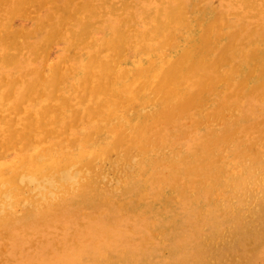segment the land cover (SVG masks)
Segmentation results:
<instances>
[{
  "label": "bare ground",
  "instance_id": "obj_1",
  "mask_svg": "<svg viewBox=\"0 0 264 264\" xmlns=\"http://www.w3.org/2000/svg\"><path fill=\"white\" fill-rule=\"evenodd\" d=\"M8 1L10 2L11 0H7V2H5V0H4L3 4H4V2L7 4ZM28 1L30 2V0H18L16 2L14 0L12 2V4H8L7 7L5 4L4 7H5V9L7 8L8 12H9L8 14L10 16L11 15L17 16V14H19V16L21 15V17H23V16L26 17L25 14L27 12L30 13V8H28L27 5L35 6L34 8H36L37 6L39 7L40 5L42 7H44L43 6L44 2H46L48 0H45L44 2H42V0H32L31 3H29ZM50 1H53V0H49V2H46V3H50ZM101 1H104V0H101ZM0 2H2V1H0ZM156 2H159V1H156ZM201 2H202V0H201ZM82 3H80L79 9H85L86 8L87 9L86 11H88V9L93 8V6L91 8H89L90 6H88V2L87 3L85 2L86 6H84V8L83 7L81 8V6L83 5ZM91 3H94V2L92 1ZM100 3H102V2H100ZM110 3H112V2H110ZM114 3L110 5V4H108V2H105V3L103 2L104 5L105 4L107 6L110 5V9L107 11V14H108L109 18L114 20V22L111 24V26H109L110 31L103 30L104 26H103L102 22H100V21L94 23V25L93 24L91 25V22H87L88 18H86L87 19L86 20V19H84L85 16H84V18L82 16L81 12L83 10L74 9V11H72L71 9H69L72 7L70 5H74L72 0H71V2H69V5H68L69 7H67V8L63 7L65 9L71 10L72 12L70 13L69 10H67L68 11L67 12L65 9L62 10L61 9L62 6H60L61 4L59 5V3H58L59 9L64 11L65 14L67 12L68 16L65 17V16H63L64 13H62L61 16L63 18V21L61 20L62 18H60V20H58L60 22L57 25H55L51 31L47 30L49 32L45 35H42L40 40H38L34 44H31L30 42H28V43H30L29 46H24V43H25L24 40H26L25 38L28 36L27 35L28 30L21 29V28L20 29H13V26H11L12 25L11 23H13V20L15 17H12L13 20L12 19L7 20V21H9V23L7 25H5L6 26V30H5L6 34L1 32V27H0V39H1V36L3 34L6 35V36L3 35L4 37L2 36L3 42L0 41V66L6 68V70H8L7 76H5L3 78L0 77V92H1L0 99L3 101V102H1V104L6 108L7 111H11V112H14L15 114H17L16 119L15 118L14 119H10V118L6 119L7 117L4 116L0 110V121L3 123V125L5 126V129H6L5 134L2 135V138L0 140V144L2 146V151H0V161H7V160L11 159L16 153L28 150L32 146V144H34V143H37V142L50 143L53 138L58 139L66 133H69V132L71 133L73 130L81 129L82 125L84 127L97 125L98 129H97V133L94 135V140H95V142H101V141L105 140V138H106V136H105L103 139H101V136L107 135V133L109 131H111L113 129V126L115 125L120 130L116 133V135L112 139L111 146H110L109 150L107 151V153L104 155V157L102 159H99V160L114 162V164L116 166L114 168L121 170L123 168L128 167L127 165L118 164V161H120L121 158H127L128 160H130L133 156L139 157V160H140V165L138 166L139 167L138 168L139 180L136 183H131L130 186H128L125 189L126 190V192H125L126 197L128 195H130V192H133V191L135 192L137 187L141 186V185L142 186L144 185L143 187L142 186L141 187H142V191L144 193H146V196L148 193L149 194H152V193L162 194V190L164 187H166V185H168V184L175 185V183H177V180L178 179L180 180V178L182 179V177L184 175H192L193 173L204 170L205 171V175H204L205 182L208 184L209 183L213 184L209 188L207 187L211 192H214V191L218 192L221 190L224 194H226L225 197H227V198H229V196L231 195L232 198L235 196V197H241V198H248V199H252L255 201H258L261 199V201H263V199H264V188H261V186H260L261 169L257 168V170H256L260 173L259 175H256L255 174L256 171L253 170V165H256V160H254L255 162L252 160L253 162L248 161V162L242 163L239 165V168H237V170L233 169L230 173L226 172L225 168H220V167L218 168V171L216 174L211 173V170L213 171V168L215 169L217 166V164L214 162L215 161L214 153H215V150L217 149V145L221 142H228V141L231 142V140L233 139V137L231 135H230L229 139L222 138L221 141L216 140L212 144H206L205 143L204 149L202 151L197 152L195 150L194 151L192 150L189 155H187L181 159H179L178 156L173 155L171 157V159L167 160L168 156H165V154H164V150L167 148V143L165 142L166 140L164 138L162 139L161 133H159V130H160L159 127L162 126L163 124H165L166 121H172L173 122L178 118L188 116L190 109L187 108V106L185 108H184V106H180V108H176L175 103L178 102L177 104L179 106L180 105L179 101H184L185 97L188 98L189 96H191L194 99L198 97V95L200 94L198 92H201L202 90L201 91L196 90L198 92H195V91L190 92L188 90V88L195 87V79H197L199 77L202 78L203 76L206 78L208 77V73L210 70L208 69V67L205 66V63H206V65H208V63H209L208 61L210 60L208 57L209 56L208 52L211 49V43L212 44L217 43L218 45L220 44L221 48H219L216 51H221V52L223 50V47H225V44L221 43V41H215V39H212L207 44L205 35H203L201 37V35L193 34L194 30L193 29L190 30V27H192L191 25L194 23V21H192L190 19V17H188L187 14H185L183 12L184 11L183 9L178 10V8H173L176 10H172V7L166 8L164 5V8H162V10H159V9H155L156 4H153V3L148 4L147 3L146 5H144L145 4V1H144L143 2L144 3L143 4L144 9H142L143 7H140L142 10L139 9V11H137V10L134 11V10L130 9L131 8L130 0H115ZM67 4H68V2H67ZM67 4L65 3V6ZM78 4L79 3H77V5ZM162 4H165V3H162ZM182 4H183V2L181 3L180 7H182ZM1 5H0V7L2 8ZM52 5H53V3H52ZM98 5L99 4L94 5V6H96L95 11H102L103 10V12L106 15V12L104 11L105 9L103 8L102 10H99ZM100 5H102V4H100ZM106 5H105V7H106ZM140 5H142V4H140ZM140 5H138V6H140ZM57 6H54V11L56 10L55 8H58ZM87 6H88V8H87ZM102 7H103V5H102ZM108 8H109V6H108ZM132 8H133V6H132ZM27 9H29V10L27 11ZM192 10H193V8H192ZM89 11H91V10H89ZM215 11H217V10H215ZM55 12L57 13L58 11H55ZM91 12H89V13H91ZM93 12H94V10H93ZM103 12H99V13L104 14ZM0 13H2V11ZM33 13H35V12L33 11ZM96 13H98V12H96ZM96 13L94 15L95 17H96ZM5 14H6V12H5ZM31 14L32 13H30L29 16H31ZM50 14H52V12ZM92 14H94V13H92ZM97 15H99V14H97ZM44 16H46V15H44ZM18 17H16V18H18ZM46 17L48 19L50 16L49 17L46 16ZM69 17L76 24L74 26H78L77 30L75 32L71 31L72 29L70 30L68 28H65L66 27L65 25L67 23L66 20H68L67 18H69ZM99 17L103 18V15L99 16ZM141 17H142V19L140 20V24L142 23V28L139 30L144 31V34L142 33V35H144L142 37L143 41L142 42L140 41L141 42V44H140L141 49L136 50V51H132V49L134 47H132L133 45H131V44L132 43L134 44V42L131 41L132 38L130 35H128L127 31L129 29H127V26H129L132 23L135 24L137 19L141 18ZM211 17H213V16H211ZM32 18H34V17H32ZM97 18H98V16H97ZM106 18H107V15H106ZM0 19L2 21V18H0ZM5 19H8V18H5ZM26 19H28V18H26ZM50 19L52 20V17ZM50 19H48V20H50ZM198 20H200V19H198ZM219 20H220V18H219ZM224 20H225V18H224ZM73 22H71V23H73ZM0 23H1V25L3 24L2 22H0ZM47 23H48V21L46 23L44 22V24L41 23V25H39V22H38V24L35 26L36 28L33 29V31H36V32L39 31V33L42 32L41 27H43V25H45ZM227 23H228V21H227ZM68 24H69V22H68ZM48 25H47V27H48ZM51 25H53V24L51 23ZM69 25H71V24H69ZM224 25H226V23ZM243 25H241V26L243 27ZM135 27H133V28L135 29ZM242 27H241V29H242ZM224 28H226V27H224ZM48 29H50V28H48ZM247 29H249V28H247ZM209 30H208V32H209ZM220 31H221V29H220ZM253 31H254V29H253ZM130 33H131V31H130ZM216 33H218V32L216 31ZM226 33H227V31H226ZM211 34H213V33H211ZM30 35H32V34H30ZM93 35H98L97 41L95 43L91 44L88 47L89 49H87V51H85L83 54L75 56V54L72 53L73 50L72 51L69 50L72 53V54L70 53V55L74 54L73 60H72V58L70 59V61L68 60L70 62V64L72 63L71 61H74L70 67H68L66 69H65V67L63 68L61 62H62V60L64 61L65 58H62V60H61L60 57L54 63H52V62H51L52 64L49 63L51 65L45 64L44 60L45 59L47 60V58L49 57V55L47 57V54H49V51L52 50L53 45H55V43L65 42L67 40L68 42L66 41L65 44L69 43L70 48H74L76 50V47L78 48V46H81L82 44L88 42L89 39ZM34 36H36V35H34ZM252 36H253V33H252ZM228 38H230V37H228ZM28 40H29V37H28ZM230 41H232V40H230ZM104 42H106V44H107L106 47H104V49H106L108 47V48H110L108 50L109 52H111L110 50H113L114 52H116L113 56H111V55L110 56H102L101 53L104 54L105 50L103 49L104 51L100 52V50L96 48V46L103 44ZM260 43L264 44V39L259 38V41L256 42V44L259 45ZM231 44H230V46H232ZM218 45H217V47H218ZM233 45H234V43H233ZM235 47H236V45L234 46V48ZM127 50L129 51V53L127 52V54H124ZM199 50H202V51H199ZM228 51H230V49H228ZM228 51L226 54H228ZM199 53H200L201 57H199ZM58 54H60V53H58ZM62 55H63V53H62ZM68 57L70 58L71 56H68ZM253 58H254V54L252 52H245L243 50H239L238 51V57H237V59H235L238 61V63L236 64L235 67L233 66V67L223 68L224 70H223V74L220 76V80L223 82L231 83L234 80L233 78L237 74L241 73V71L249 70L252 66H253V69L256 70L257 66H256V64H253V60H254ZM222 60L223 59H221L220 61L222 62ZM224 60H226V58ZM40 61L41 62L44 61V64L41 66H37L35 68H32L31 70H28L27 74L23 73V75H20V74L16 73L15 71H13V68H12V66L15 64L31 63V65H32V64H34L36 62H40ZM68 61L66 63H68ZM214 61H216V60H214ZM216 65H217V63H216ZM216 65H215V67H216ZM213 66H214V64H213ZM231 66H232V64H231ZM25 67H24V69H26ZM1 70H2V68H1ZM15 70H16V68H15ZM211 70H212V68H211ZM193 71L196 75V78H193V76L190 77V73H192ZM18 72H20V71H18ZM251 74H252V72H251ZM175 76H176V78H174ZM113 77L116 78L115 82H113ZM244 77H245V75H244ZM70 78H71V80L68 81ZM260 78H261L260 87L259 86L257 88L254 87L255 89L252 90V91H256V93L259 90V88H260V90H261V88H264V79H262L263 77H260ZM244 83L247 84V86L250 85L251 78H249V76H248V78L244 79ZM197 84H198V82H197ZM205 84L206 85L204 86V88H205L206 92H210V93H212L214 88H216V86H217V85L213 86L215 84V82L212 78H208V82ZM218 84H220V83H218ZM243 86H244V84H243ZM61 89L64 90L65 92L64 91L61 92ZM216 91H219V90H216ZM252 91H251V93H253ZM196 93H198V94H196ZM156 94L157 95L160 94L161 96L159 95L158 97H162V98L158 99V97H156V99H158V101H156V99H155L153 101L152 105L150 106V109H152V107H154V106L158 107L159 104L162 105V107L157 112L155 111V113H154V111H150L148 113L144 111L145 115L140 116L139 111H140V109L143 110V106H144L143 102L145 101V99H147L149 97L152 98V96L156 95ZM241 94L243 95V93H241ZM228 95H226V96H228ZM249 97H248V99H249ZM262 97L263 96L260 95V98H262ZM202 99H204V98H202ZM251 99H250V102H251ZM194 101L195 100H193V102ZM195 103H196V101H195ZM203 104H204V102H203ZM197 105H199V103ZM117 113L123 114V116L126 118L125 121H120L118 123ZM224 113H226V112H224ZM207 116H205V117L207 118ZM222 120H223V118H222ZM226 120H228V119H226ZM262 120H264V119H262ZM160 121H162L163 124L159 126ZM176 121H178V120H176ZM235 121H236V119H235ZM227 123H229V122L227 121ZM169 124H170V122H169ZM202 124H207V123H202ZM227 125L228 124H226L225 126L227 127ZM250 125H253V124H250ZM15 126H17V127H15ZM200 127H201V125H200ZM220 127H221V125H220ZM224 130L227 131V129H224ZM185 135L186 134H184V136ZM243 138H245V137H243ZM207 141H208V139H207ZM241 145H243V144H241ZM198 146H200V145H198ZM234 151H233V155L235 154ZM244 151H245V149H244ZM242 155H244V154H242ZM188 160H190V161H188ZM93 164H92V168H93ZM203 174L204 173H202V175ZM202 178H203V176H202ZM133 179H134V177H133ZM95 181H96V177L93 178V180L88 184L85 191L88 190L90 192L91 191L96 192L98 189L95 185ZM201 189H203V188H201ZM196 190H198V189H196ZM99 191H101V190L99 189ZM204 192H203V195H204ZM82 194L83 193H81L79 196L82 199H84V202H86L87 199L89 200L90 195L85 194L84 196H82ZM94 195L96 196V193ZM206 195H208V194H206ZM161 196H162L161 198H163V195H161ZM204 196H202V197H204ZM195 197H197V196L194 195V198ZM204 198L206 199L207 197L205 196ZM187 200H188V198H187ZM160 201H161V199H160ZM227 201H231V200L228 199ZM194 202H197L196 198L193 201H191V205H193ZM208 204H210V203H208ZM194 208H195V206H194ZM115 209H113V210L115 211ZM97 210H99V209H97ZM192 210L194 211V209H192ZM192 210H190V211L192 212ZM244 210H245V208H244ZM186 211H183V213ZM179 212L181 213V211H179ZM183 213H182V215H184ZM217 213H219V212L217 211ZM243 213H244V211H243ZM49 215L50 214H48V216ZM58 215H60V214H58ZM173 215H175L176 218H178L181 214L179 215V213L173 212ZM52 216H54V215H52ZM73 217H74V215H73ZM75 219H76V216H75ZM185 220L186 219H184V221ZM223 220H225V219H223ZM52 221H54V220H52ZM235 221H233V222H235ZM101 222H103V221H101ZM142 222H143V220H142ZM187 222L188 221H186V223ZM75 223H77L76 220H75ZM35 224H36V222H35ZM22 225H23V223H22ZM22 225H20V226L22 227ZM38 225H37V227H38ZM40 225H42V224L40 223ZM100 225L102 227V224H100ZM27 226H29V225H27ZM183 226L185 227V225H183ZM183 226H181V227H183ZM24 228H25V226H24ZM38 228L40 229L41 227L39 226ZM43 228H45V227H43ZM48 228H49V226H48ZM55 228H56V226H55ZM105 228H106V226H105ZM110 228H112V227H110ZM167 228H169V227H167ZM13 229L15 232L17 231V230H15L17 228H13ZM67 229H66V231H67ZM92 229H95V228H92ZM200 229H201V227H200ZM228 229H229V226H228ZM11 231H10V233H11ZM174 231H170V232L174 233ZM48 232H49V230H48ZM184 233L185 232H182V234H183L182 236H185V235L188 236L187 234H184ZM23 234L24 233H22V235H20V234L19 235L25 236ZM138 235H140V234H138ZM198 235H200V234H199V232H197V230L195 232L190 233V235L188 236V237H190V240L188 241V243H186V247L184 248L185 250H187V247H190V246L193 247V245L195 243L193 239L195 237H197ZM105 236H106L105 234L101 235V237H105ZM169 236H170V234H169ZM41 238H43V237H41ZM22 239H25V238L23 237ZM184 242H186V241H184ZM162 243H163V247H164V244L167 245L166 241H164ZM145 249H147V243L143 242L141 244V246H139L138 248L136 247L135 250H138V252H139V250H145ZM225 249H226V247H225ZM192 251H194V250H192ZM167 254H169V253H167ZM162 255H164V254H162ZM169 259H170V256H169Z\"/></svg>",
  "mask_w": 264,
  "mask_h": 264
},
{
  "label": "rangeland",
  "instance_id": "obj_2",
  "mask_svg": "<svg viewBox=\"0 0 264 264\" xmlns=\"http://www.w3.org/2000/svg\"><path fill=\"white\" fill-rule=\"evenodd\" d=\"M0 1H2V2H0V5L2 4L1 5L2 8L0 7V12L2 11V13H0V18H2V21L0 19V22L3 23L2 24L3 26L0 23L1 32L6 34V31H5L6 26L5 25H7L9 23V21H7V20H11V19L13 20L12 17H15L13 20V23H11L12 24L11 26H13V29H20L21 28V29L28 30V32H27L28 36L25 38L26 40H24L25 43L23 42L24 46H29L30 43L34 44L35 42L40 40L42 35H45L49 31H51L52 28L60 22L58 20H60V18H62L61 15H62V13H64V11H62V10L65 8H63V7H66V8L69 7L68 6L69 2H71V0H53V1H50V3H46V2H49V0L46 2H44L45 0H42V2H44V4H43L44 7H42L40 5L39 7L37 6L39 8L38 9L37 7L34 8L35 6L27 5L28 8H30V13H32V14H31V16H29L30 13L27 12L25 14L26 17L25 16L21 17V15L19 16V14H17V16H12V15L10 16L8 14L9 12H8L7 8L5 9V7H4L6 4L5 2H7V0H5L4 4H3L4 0H0ZM13 1L14 0H11L10 2L8 1V3L6 4V7L8 4H12ZM16 1H18V0H15V2ZM72 1H73L74 5H70L72 7L69 8L72 11H74V9L78 10L80 8L79 5L82 2H83L82 3L83 5L81 6V8L82 7L84 8V6H86V3L88 2V6H90L89 8H91L92 6H93V8L88 9V11H86L87 10L86 8L85 9H79V10H83L82 12L80 11L82 13L83 18H84V16H85L84 19L88 18V20L87 19L86 20H87V22H91V25L92 24L94 25V23L100 21V22H102V24L104 26V27L102 26L103 30L110 31L109 26H111V24L114 22V20L109 18L107 11L110 9V5L113 4L115 2V0H108V1L107 0H104V1L92 0L94 3H91L92 2L91 0H72ZM109 1L112 3H110ZM142 1L143 2L145 1V4ZM156 1H159V2H156ZM31 2H32V0H30L29 3H31ZM67 2H68V4H67ZM100 2H102V3H100ZM103 2L104 3L108 2V4H110V5H108L109 8L106 4H105L106 5V7H105ZM182 2H183L182 7H180ZM52 3H53V5H52ZM58 3H59V5L61 4L60 6H62V8L61 7L60 8L62 10L59 9ZM65 3L67 4L66 6H65ZM77 3H79V4L77 5ZM147 3L148 4H150V3L156 4L157 8L155 7V9H159V10H162V8H164V5L166 8L172 7V10H176L173 8H178V10L183 9L184 10L183 12L185 14H187V16L190 17V19L192 21H194V23L191 25L192 27H190V30L191 29L194 30L193 34L201 35V37L203 35H205L207 44L212 39H215V41H221V43L225 44V47H223V50L221 52V51H216L219 48H221L220 44L218 45L217 43H215V44L211 43V49L208 52V54H209L208 57L210 60L208 61L209 62L208 65H206V63H205V66L208 67V69L210 70L208 73V77L206 78L203 76L202 78L199 77V78L195 79L194 90H189L190 92H194V91L198 92L199 90L200 91L202 90L201 92H198V93H200L198 95V97L195 99L192 98L191 96H189L188 98L185 97L184 101H179V103H180L179 106L177 104L178 102L175 103L176 108H180V106H184V108H185L187 106V108L190 109L188 116L176 119L178 121H176V120L173 122L172 121H166L165 124L167 126L165 124H163L162 121H160L159 126L162 124L163 125L160 127L158 126L160 128L159 133H161L162 139L164 138L166 140L165 142L167 143V148L164 150L165 156H168L167 160L171 159V157L173 155L178 156L179 159H181V158L189 155L192 150L193 151L195 150L197 152L202 151L204 149L205 143L206 144H212L216 140L221 141L222 138L229 139V137L231 135L233 137L231 142H229V141L228 142H221L217 145V149L215 150V153H214V155H215L214 156V159H215L214 162L217 164V166L215 169L213 168V171L211 170V173L216 174L219 167L225 168V171L230 173L233 169L237 170V168H239L240 164L248 162V161H252V160L253 161L256 160V165H253V170L256 171L257 168L261 169V166L264 165V120H262V119H264V101H263L264 100V98H263L264 97V88H261V90L259 88V90H258L259 92L257 91V93H256V91H252V90L257 88L258 86L260 87V83H261L260 77H263L262 79H264V57H263L264 56V52H263L264 51V44H262V43H260L259 45L256 44V42L259 41V38L264 39V26L262 27L260 24H259L260 25L259 26L258 23H253V25H251L249 27L247 20L244 21L245 23L243 22L239 26H237L236 23L234 21H232V19H230V17H229V13L227 12L228 4L226 2H222V0H206V1L202 0V2H201V0H169V1L168 0H164V1L163 0H148V1L147 0H137V1L136 0H130V5H131L130 9L134 10V11H136V10L139 11V9H141L140 7H143V4L146 5ZM162 3H165V4H162ZM97 4L103 5V7H102V5H100L101 7L98 5V8H99V10H102L103 8L105 9L104 11L106 12L107 18H106L105 13L103 12V10L102 11H95L96 6H94V5H97ZM140 4H142V5H140ZM138 5H140V6H138ZM54 6L58 7V8H55L56 9L55 11H58L57 13L54 11ZM88 6H87V8H88ZM132 6H133V8H132ZM192 8H193V10H192ZM69 9H65V10L67 11ZM142 9H144V7ZM28 10L29 9H27V11ZM71 10H69L70 13L72 12ZM89 10H91L92 12ZM93 10H94V12H93ZM215 10H217V11H215ZM4 11L6 12V14ZM33 11L35 13H33ZM51 12L53 15L50 14ZM67 12H66L67 15L64 13L63 16H65V17L68 16ZM89 12H91V13H89ZM96 12H98V13H96ZM99 12H103L104 14H101ZM92 13H94V14H92ZM95 13H96V17L94 16ZM97 14H99V15H97ZM44 15H46L48 17L50 16L48 19H50L52 17V20L51 19L48 20L47 17ZM102 15H103V18L99 17ZM233 15H235V14H233ZM97 16H98V18H97ZM211 16H213V17H211ZM16 17H18V18H16ZM32 17H34V18H32ZM223 17L225 18V20ZM5 18H8V19H5ZM26 18H28V19H26ZM219 18H220V20H219ZM67 19L69 20L70 17ZM141 19H142V17L138 18L137 21L138 20L139 21L138 22L136 21L135 24L132 23L129 26H127V29H129L127 31L128 35L131 36V38H132L131 41L134 42V44L133 43L131 44V45H133L132 47H134L133 48L134 50L132 49V51H136V50L141 49L140 44L143 41L142 37L144 36V35H142V33L144 34V31L139 30L142 28V23L140 24ZM198 19H200V20H198ZM61 20L63 21V18ZM68 20H66L67 23L65 22L66 23L65 28H68L70 30L72 29L71 31L75 32L77 30L78 26H74L76 24L73 22L72 19H70L69 21ZM47 21H48V23L43 25V27H41L42 32L39 33V31L38 32L33 31V29L36 28L35 26L38 24V22H39V25H41V23L44 24V22L46 23ZM227 21H228V23H227ZM68 22L71 25H69ZM71 22H73V23H71ZM51 23L53 25H51ZM225 23H226V25H224ZM243 24L244 25L246 24V25L244 26ZM47 25H48V27H47ZM241 25H243V27ZM223 26L226 28H224ZM133 27H135V29ZM241 27H242V29H241ZM48 28H50V29H48ZM247 28H249V29H247ZM207 29L209 30V32ZM220 29H221V31H220ZM253 29H254V31H253ZM47 30H49V31H47ZM130 31H131V33H130ZM216 31L218 33H216ZM226 31H227V33H226ZM211 33H213V34H211ZM252 33H253V36H252ZM30 34H32V35H30ZM34 35H36V36H34ZM2 36L0 39L1 42H3ZM4 36H6V35H4ZM28 37H29V40H28ZM228 37H230V38H228ZM97 39H98V35H93L89 39L88 42L82 44L81 46H78V48L76 47V50L74 48H70L69 43L65 44V42L67 40L65 42H57V43H55V45H53V48H52V50L49 51V54H47V57H48V55H49V57L47 58V60L46 59L44 60L45 64L51 65L59 57L61 58V60H62V58H65L64 61L62 60V62L61 61L60 62L62 64V67L63 68L65 67V69H66L73 64L74 61H71L72 62L71 64L69 61L71 58L73 60L74 54H75V56L83 54L85 51H87V49H89L88 47L91 44H93L97 41ZM229 39L232 41H230ZM28 42H30V43H28ZM233 43H234V45H233ZM230 44L233 47L230 46ZM106 45H107L106 42H104L103 44L96 46V48L99 49L100 52L105 50L104 54L101 53L102 56H110V55L113 56L116 52H114L113 50H110L111 52H109L108 50L110 48H108V47L106 49H104V47H106ZM217 45H218V47H217ZM235 45H236V47L234 48ZM228 49H230V51H228ZM69 50H71V51L73 50L72 53H74V54L70 55L71 51H69ZM226 50L228 51V54H226L227 53ZM239 50H243L245 52H252L254 54L253 64H256L257 69L256 70L253 69V66H252L249 69L250 71L249 70L241 71V73L237 74L233 78L234 80L231 83L221 81L220 76L223 74V70H224L223 68H228V67H233V66L235 67L236 64L238 63V61L235 59H237V57H238V51ZM199 51H202V50H199ZM57 52L60 53L61 55L58 54ZM61 52L63 53V55ZM127 52L129 53V51L127 50L124 54H127ZM68 56H71V57L69 58ZM199 57H201L200 53H199ZM225 58H226V60H224ZM219 59L220 60L223 59L224 61L222 60V62H221ZM66 60L67 61L69 60L68 63H66L67 62ZM214 60H216V61H214ZM44 61L36 62L32 65H31V63H28V64L27 63L26 64H20L19 63V64L13 65L12 68H13V71H15L16 73L23 75V73L27 74L28 70H31L32 68L43 65ZM49 63H51V64H49ZM216 63H217V65H216ZM213 64H214V66H213ZM231 64H232V66H231ZM215 65H216V67H215ZM24 67L26 69H24ZM1 68H2V70H1ZM15 68H16V70H15ZM211 68H212V70H211ZM18 71H20V72H18ZM251 72H252V74H251ZM7 75H8V70H6V68L0 66V77L3 78ZM244 75H245V77H244ZM192 76H193V78H196L194 71L192 73H190V77H192ZM248 76H249V78H251V83H250V85L247 86V84L244 83V79L248 78ZM174 78H176V76ZM208 78H212L214 80L215 84L213 86L217 85L216 88H214L212 93L206 92V90L204 88V86L206 85L205 83L208 82ZM70 80H71V78L68 81H70ZM115 80H116V78L113 77V82H115ZM197 82H198V84H197ZM218 83H220V84H218ZM243 84H244V86H243ZM196 90H198V91H196ZM216 90H219V91H216ZM63 91L64 90L61 89V92H63ZM251 91L253 93H251ZM198 93H196V94H198ZM241 93H243V95ZM259 94L263 97L260 98ZM0 95H1V92H0ZM159 95L160 94L153 95L152 100L154 101L156 99V97H158ZM226 95H228V96H226ZM248 97H249V99H248ZM160 98H162V97H158V99H160ZM202 98H204V99H202ZM158 99H156V101H158ZM250 99H251V102H250ZM193 100H195L196 103H195V101L193 102ZM1 102H3V101L0 99V104H1ZM203 102H204V104H203ZM198 103H199V105H197ZM161 107H162V105L159 104L158 107L154 106L148 112L154 111V113H155V111L157 112ZM0 110L3 113V115L7 117L6 119H9V118L10 119H14V118L16 119L17 118V114H15L14 112H11V111H7L6 108L2 104L0 105ZM224 112H226V113H224ZM139 114H140V116L145 115L144 111L142 109H140ZM205 116H207V118ZM222 118H223V120H222ZM226 119H228V120H226ZM235 119H236V121H235ZM227 121L229 123H227ZM169 122H170V124H169ZM202 123H207V124H202ZM0 124H3V123L0 121ZM226 124H228L227 125L228 128L225 126ZM250 124H253V125H250ZM200 125H201V127H200ZM220 125L222 128L220 127ZM15 127H17V126H15ZM82 127H84V126L82 125ZM224 129H227V131H225ZM196 131H199V133L201 135L200 142L195 146V148L189 149L188 143L191 140L193 133ZM69 134H70V132L64 134L62 137H64L65 139H68ZM184 134H186V135L184 136ZM105 136L106 135L101 136V139H103ZM243 137H245V138H243ZM1 138H2V136H0V140H1ZM207 139H208V141H207ZM71 142L74 144L76 141L73 140ZM240 143L243 145H241ZM198 145H200V146H198ZM244 149H245V151H244ZM0 151H2L1 144H0ZM233 151L235 153L234 155H233ZM242 154H244V155H242ZM188 161H190V160H188ZM114 167H116V166H115L114 162H111V161L99 160L93 164L94 178L96 177L95 185H96L98 190L96 192L95 191L90 192L88 190L83 191L82 196H84L86 194V195H90V198H91V199L89 198V200L87 199L86 202H84V199H82L80 196H78L75 199L69 200L64 204L57 206V208L54 207V208L47 209L43 212H39V213H35V214L25 213L23 215L18 216L13 221H9V222L0 224V234H2L3 237L7 238L14 231L13 228H17L15 230H17L16 233H18V239L19 240L28 241L29 247L32 248L33 250H42L46 246L57 243L62 236L70 234L71 236L75 237V236L80 234L79 230L84 228L85 225H92V228H95V229H92L90 232V235L93 237V239H95V238L96 239H102L103 238V237H101L102 234L107 235L109 233H115L119 236V239L116 243V247H117V249H119V251L111 254L109 259H111L113 261H119L121 264H128L129 261H138V262H140V264H151V262H156V264H167V262H169V261L171 262V264H254V261L257 259V254L259 253V251L261 249H264V199H263V201H261V199L258 201H255L252 199L235 197V196L232 198L231 195L229 196V198H227V197H225L226 194H224L221 190L218 192H215V191L211 192L208 188L210 186H212L213 184H211V183L208 184L205 182V177H204L205 171L204 170L193 173L192 175H184L182 177V179L180 178V180L179 179L177 180V183H175V185H172V184L166 185V187H164L162 190V194H156V193L149 194L148 193L146 196V193H144L142 191V187L144 185L143 186L141 185L142 187L138 186L137 189L135 190V192L134 191L130 192V195H128L126 197L125 196V194H126L125 189L128 186H130L131 183H136L139 180V170H138L139 167H129L128 166V167L123 168L121 170L116 169ZM202 173H204V174L202 175ZM255 174L259 175L260 173L258 171H256ZM202 176H203V178H202ZM112 177L118 178L121 182V187L118 190L119 192L117 190H115L113 187V184L111 181ZM133 177H134V179H133ZM201 188H203V189H201ZM99 189L101 191H99ZM196 189H198V190H196ZM203 192H204V195L207 197L206 199L204 198L205 196L203 195ZM95 193H96V196L94 195ZM206 194H208V195H206ZM161 195H163V198H161L162 197ZM194 195L197 196V197H195L197 199V202H194L193 205H191V201H193L195 199ZM202 196H204V197H202ZM187 198H188V200H187ZM160 199H161V201H160ZM228 199L231 201H227ZM208 203H210V204H208ZM194 206H195V208H194ZM244 208H245V210H244ZM97 209H99V210H97ZM113 209H115V211ZM192 209H194V211ZM182 210L183 211L187 210V211L183 213ZM190 210H192V212ZM179 211H181V213ZM217 211L219 213H217ZM243 211H244V213H243ZM173 212L179 213V215L181 214L180 215L181 217L179 216L178 218H176V216L173 215ZM182 213L184 215H182ZM48 214H50V215L48 216ZM58 214H60V215H58ZM52 215H54V216H52ZM73 215H74V217H73ZM75 216H76V219H75ZM184 219H186V220L184 221ZM223 219H225V220H223ZM52 220H54V221H52ZM75 220L77 221L78 224L75 223ZM142 220H143V222H142ZM101 221H103V222H101ZM186 221H188V222L186 223ZM233 221H235V222H233ZM35 222H36V224H35ZM22 223H23V225H22ZM40 223L42 225H40ZM100 224H102V227ZM20 225H22V227ZM27 225H29V226H27ZM37 225H38V227L40 226L41 228L39 229L37 227ZM47 225L49 226V228ZM183 225H185V227ZM24 226H25V228H24ZM55 226H56V228H55ZM105 226H106V228H105ZM181 226H183V227H181ZM228 226H229V229H228ZM43 227H45V228H43ZM110 227H112V228H110ZM167 227H169V228H167ZM200 227H201V229H200ZM66 229H67V231H66ZM48 230L50 233L48 232ZM196 230H197V232H199L200 235H198L197 237H195L193 239L195 242L193 247H191V246L187 247V250H185L184 248L186 247V243H188V241L190 240V237H188V236L190 235L191 232H195ZM10 231H11V233H10ZM170 231H174V233H171ZM182 232H185L184 234H187L188 236H186V235L182 236L183 235ZM22 233H24L23 235H25V236H20V235H22ZM138 234H140V235H138ZM169 234H170V236H169ZM23 237L25 239H22ZM41 237H43V238H41ZM164 241L167 242V245L164 244V247H163L162 242H164ZM184 241H186V242H184ZM143 242L147 243V249L139 250V252H138V250H135L136 247L138 248L139 246H141V244ZM225 247H226V249H225ZM28 250H29V248L24 249L25 252H28ZM190 250L191 251L194 250V251L191 252ZM161 253L164 255H162ZM167 253H169V254H167ZM169 256H170V259H169ZM38 257H40L39 251L36 253L34 258H38ZM9 258L10 257H8V256L5 257V259H9Z\"/></svg>",
  "mask_w": 264,
  "mask_h": 264
},
{
  "label": "clouds",
  "instance_id": "obj_3",
  "mask_svg": "<svg viewBox=\"0 0 264 264\" xmlns=\"http://www.w3.org/2000/svg\"><path fill=\"white\" fill-rule=\"evenodd\" d=\"M228 4L227 12L237 26L248 21L264 26V0H222ZM235 14V15H233ZM194 90V87L188 88ZM153 100L143 102V111L148 112ZM118 123L125 121L117 113ZM98 126H85L73 130L68 139L53 138L50 143L37 142L23 152L16 153L7 161H0V224L13 221L25 213L43 212L77 198L86 190L94 178L92 164L102 159L111 146V141L120 130L115 125L105 140L95 142L94 135ZM6 132L0 124V136ZM199 131L193 133L188 148L193 149L200 142ZM75 140L73 144L71 141ZM118 164L129 167L140 165L139 157L131 160L121 158ZM115 190L121 182L112 177ZM261 188H264V165L261 166ZM92 225H85L80 234L62 236L57 243L33 250L28 241L18 239V233L12 232L7 238L0 234V264H120L109 259L119 251L116 243L119 236L109 233L102 239H93L90 235ZM29 248L28 252L24 249ZM39 258H34L37 252ZM10 257L5 259V257ZM128 264H140L129 261ZM156 264V262H151ZM171 264V262H167ZM254 264H264V249L257 254Z\"/></svg>",
  "mask_w": 264,
  "mask_h": 264
}]
</instances>
